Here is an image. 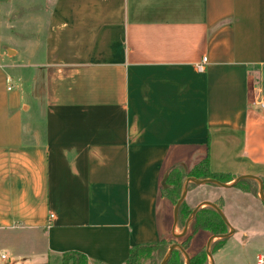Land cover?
<instances>
[{
    "label": "crops",
    "instance_id": "crops-1",
    "mask_svg": "<svg viewBox=\"0 0 264 264\" xmlns=\"http://www.w3.org/2000/svg\"><path fill=\"white\" fill-rule=\"evenodd\" d=\"M19 16L43 55L25 80L0 50V242L13 245L0 264L67 251L123 264L174 232L164 189L178 164L207 157L264 191V0H0V32ZM210 192L184 200L222 210L237 196Z\"/></svg>",
    "mask_w": 264,
    "mask_h": 264
},
{
    "label": "rangeland",
    "instance_id": "rangeland-1",
    "mask_svg": "<svg viewBox=\"0 0 264 264\" xmlns=\"http://www.w3.org/2000/svg\"><path fill=\"white\" fill-rule=\"evenodd\" d=\"M25 14L26 13H24V15ZM23 18L24 16H19L16 22L14 21L13 24L15 27L13 28V30L10 29L8 24H5V21L3 22V26L1 29L2 33L0 32V50L5 51L4 47H9L17 51V53L9 57H7L5 53H3L2 61L7 65H14L12 68L7 67L5 69H17V73L24 77L25 80H27V69H37L32 68L30 64L41 60V57L43 55V45L41 44L38 48L32 50L33 48H31V45H29V41H25V38H23V36H25V34L27 33H31L32 30H30L31 23L26 24ZM15 31H17L18 33H16ZM38 33L42 36L43 30L42 32L39 31ZM28 40H30V38H28ZM26 87V85H23V87L21 88L25 91ZM246 183H248V186L251 185L252 188H256L257 198L254 196L252 197V195L248 194H240L239 189L236 186H233L232 188H225L222 186H215L212 183L195 186H192L194 185V183L189 184V192L187 193L186 201H190L198 195H205L207 197H210V191H220L225 195H237L231 198V204H227L226 207L222 209V212L225 215L227 221L233 228V233L232 235H230V237L224 239L226 241V244L223 248H221L220 250L215 249V251L213 250L211 252V258L215 262V264H220V261H222L223 259L235 262V264H242L241 262H248V264H256V254L259 252L260 249L257 245H255V243H252V240L256 236L255 232L264 229V203H262V201L258 198L259 195L256 182L246 181ZM182 186L183 183L181 185V190ZM194 188L197 189L196 191H194L195 194H193L192 192ZM238 194H240L241 196H238ZM186 201L184 200L185 203ZM171 205H174V203L171 202ZM172 218L173 216L171 217V222ZM159 221L161 222L160 216ZM182 226L183 223L180 222L177 218V222L174 227V232L178 233L181 230ZM240 229H246L248 231L246 236H244L240 232ZM207 233L209 232L205 230H198L196 234L193 233L191 235L189 246L185 250L189 256L198 252L201 249H204L208 236ZM171 239L172 235L170 233H167V235L161 240H164L166 244H168ZM246 240H248V245H246L245 248L242 250L241 245ZM176 242L179 243V240L177 239ZM6 248L10 249L12 252L13 245L5 242H0V260L7 259L8 256H10V253L5 250ZM21 252L30 253L31 251H29L28 248H25L22 249ZM165 253L162 255V257L165 255ZM30 254H34V251H32ZM162 257H157L155 260L158 262L161 260ZM30 258L32 259L29 261H25L24 264H62L59 258H57V256L53 257V255L43 260L38 257ZM146 263L150 264L151 262L147 261Z\"/></svg>",
    "mask_w": 264,
    "mask_h": 264
},
{
    "label": "trees",
    "instance_id": "trees-1",
    "mask_svg": "<svg viewBox=\"0 0 264 264\" xmlns=\"http://www.w3.org/2000/svg\"><path fill=\"white\" fill-rule=\"evenodd\" d=\"M186 176H194L197 178L211 177L221 182H228L231 180V176L227 173H216L210 171L207 157H205L189 171H187L183 165L178 164L171 168L167 180L170 185L164 189L172 203H175V201L178 199L181 191V185ZM235 185L245 191L253 190L247 185V183L244 182V180L238 181ZM254 193L256 194L255 190ZM191 209L192 208L188 207V205L183 200L179 206L178 220L184 223V220ZM227 229V225L212 207L202 206L196 211L193 219L189 223L187 233L184 236L180 238L172 236V239L170 242H168V244H166L164 240L160 239L157 241L143 242L132 245L129 248L128 257L123 264H149L146 263L147 261H150V264H157L159 261L157 262L155 259L157 257H162L168 245L176 242L177 239L179 240L181 247L186 250L189 246L191 235L198 230H205L210 234H220L225 233ZM223 241L224 238L216 239L212 243L211 249L218 248L222 245ZM60 259L63 264H87V257L77 251L64 252L60 255ZM184 263L185 259L183 253L178 248L173 249L170 258L166 262V264ZM189 264H207V255L205 249H201L198 252L190 255Z\"/></svg>",
    "mask_w": 264,
    "mask_h": 264
},
{
    "label": "water",
    "instance_id": "water-1",
    "mask_svg": "<svg viewBox=\"0 0 264 264\" xmlns=\"http://www.w3.org/2000/svg\"><path fill=\"white\" fill-rule=\"evenodd\" d=\"M10 52H11V50L7 49V53H10ZM166 175H167V173L163 177L162 186H166L167 185V183H165ZM246 178L255 179L258 182V185H259V190H258L259 199L262 201V203H264V191H263L262 181H261L260 178L255 177L253 175H240V176L236 177L232 182H229V183L228 182H221V181H219V180H217L215 178H211V177H205V178H197V177H194V176L186 177L185 181H184V184L182 186V190L180 192V195H179L178 199L175 201L174 206H173V226H175V224L177 222L179 206L183 202V200L185 199V195L187 193V188H188V183L189 182H193L195 184L212 183V184H216V185L222 186V187H231V186H234L239 180L246 179ZM202 206H210V207H212L220 215V217L223 220V222L229 228V231H227L225 233L211 234L209 236V238L207 239V241H206L205 252H206V254H207V256L210 259V262L212 264V258H211V252H210V242H211V240L213 238H227L233 232V228L230 226V224L227 221L225 215L223 214L221 208L217 204H215L214 202H211V201H202L201 203H199L198 205L193 207L191 209V211L189 212V214L187 215V217L185 218L181 230L178 233L172 232V235L174 237H176V238H180V237L184 236L186 234V232H187L189 223L193 219L196 211ZM175 248H178V249H180L182 251L184 259H185V263L184 264H189V255H188V253L177 242H173V243H171L168 246V249H167L165 255L162 257V259L157 264H166V262L168 261V259L171 256V253H172L173 249H175Z\"/></svg>",
    "mask_w": 264,
    "mask_h": 264
},
{
    "label": "built area",
    "instance_id": "built-area-1",
    "mask_svg": "<svg viewBox=\"0 0 264 264\" xmlns=\"http://www.w3.org/2000/svg\"><path fill=\"white\" fill-rule=\"evenodd\" d=\"M196 70H197L198 72H201V71L203 70V64H202V63L198 64V65L196 66ZM259 103H260L261 106L264 107V102H263V101H262V102H259ZM261 261H262L261 257H258L257 263H260Z\"/></svg>",
    "mask_w": 264,
    "mask_h": 264
}]
</instances>
